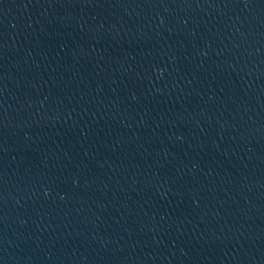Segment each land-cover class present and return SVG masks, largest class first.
<instances>
[{
	"label": "water",
	"instance_id": "obj_1",
	"mask_svg": "<svg viewBox=\"0 0 264 264\" xmlns=\"http://www.w3.org/2000/svg\"><path fill=\"white\" fill-rule=\"evenodd\" d=\"M0 264H264V0H0Z\"/></svg>",
	"mask_w": 264,
	"mask_h": 264
}]
</instances>
